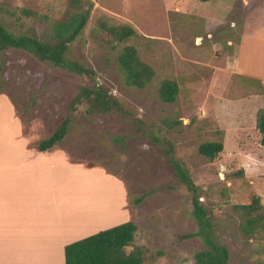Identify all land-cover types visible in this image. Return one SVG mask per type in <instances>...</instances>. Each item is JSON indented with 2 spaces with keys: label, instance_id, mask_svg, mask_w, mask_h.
Segmentation results:
<instances>
[{
  "label": "rangeland",
  "instance_id": "374dc122",
  "mask_svg": "<svg viewBox=\"0 0 264 264\" xmlns=\"http://www.w3.org/2000/svg\"><path fill=\"white\" fill-rule=\"evenodd\" d=\"M89 1L93 8L70 45L69 58L94 70L95 83L108 89L128 114H88L87 105H79L65 138L44 153L56 168L24 166L1 181H65L69 197L62 201L63 218L73 213L89 217V202L97 207L99 197L103 215L87 220L92 223L87 228L110 223L114 212H105L110 205L119 210L118 221L136 226L127 251L144 249L143 264H196L202 246L189 236L196 231L191 195L175 179L166 146L151 141L143 133L146 128L172 142L230 263L264 264V229L244 234L245 219L236 209L257 196L264 210V135L256 129L264 108V0ZM68 5L69 0H0V23L15 35L48 37ZM101 22L128 24L141 37L113 48ZM128 45L154 71L143 89L127 86L118 68L117 56ZM0 62V119H7L0 120V153L35 155L38 143L60 127L73 97L91 81L24 51L0 53ZM166 79L178 85L173 103L159 97ZM218 141L223 150L214 159L199 154L201 144ZM63 163L106 182L73 175L58 166ZM54 207L48 209L50 216Z\"/></svg>",
  "mask_w": 264,
  "mask_h": 264
},
{
  "label": "trees",
  "instance_id": "16d2710c",
  "mask_svg": "<svg viewBox=\"0 0 264 264\" xmlns=\"http://www.w3.org/2000/svg\"><path fill=\"white\" fill-rule=\"evenodd\" d=\"M196 1L206 3L214 0ZM68 6L69 9L64 17L53 24L52 34L48 37L40 38L35 34L15 35L6 25L0 23V53L8 50L24 51L42 63L86 77L92 84L82 87L73 97L68 107V115L50 137L38 143L35 148L37 153L52 150L65 138L74 112L81 104L87 105L88 114H128L123 104L108 89L95 83L94 70L69 58L70 45L86 26L93 3L89 0H69ZM100 28L113 43V48L127 43L132 38L141 37L128 24L115 26L101 22ZM117 64L124 76L125 84L130 87L143 89L155 76L153 69L140 59L137 49L132 45L122 48L117 56ZM1 69L0 62V73ZM177 93L178 85L174 80L166 79L161 82L159 97L162 102L173 103ZM256 129L264 135V108L257 114ZM143 133L147 134L155 144L166 146L163 152L175 179L191 195L190 216L195 222L196 231L189 236L198 238L202 246L195 254L196 264H231L228 249L216 237L211 215L199 201V188L194 184L185 164L175 157L172 142L163 136L153 134L146 128ZM260 144L264 146V137L260 140ZM222 150L223 143L218 141L201 144L198 152L201 156L212 160ZM143 198L144 196L136 199L134 204L140 203ZM236 209L245 219V223L240 227L244 234L251 236L264 229V210L259 197H253L249 204L236 206ZM135 233L136 226L132 222H124L69 243L64 247V264H143L144 249L134 248L127 251Z\"/></svg>",
  "mask_w": 264,
  "mask_h": 264
},
{
  "label": "crops",
  "instance_id": "0c3cea01",
  "mask_svg": "<svg viewBox=\"0 0 264 264\" xmlns=\"http://www.w3.org/2000/svg\"><path fill=\"white\" fill-rule=\"evenodd\" d=\"M0 120L5 122L7 119ZM35 153L32 155L20 151L19 154L13 153L8 157L0 153V264H64L65 245L122 223L116 219L119 210L107 205L106 214L114 212L112 221L105 226L87 228L92 224L87 223V220H97L103 215V211L97 208L102 204L99 197H96L99 200H96L97 207L89 202V209L92 207L89 217H80L73 213L71 217L66 215L63 218L62 201L69 197L63 191L65 181H1L5 174H12V171L21 170L24 166L56 168L57 165L53 166L44 157L46 152ZM58 166L61 169L64 167L73 175L79 172L81 177L98 181V184L106 182L100 178L95 180L94 175L90 176L89 171L79 169L77 165L63 163ZM99 187L100 185L94 191L95 194L99 193ZM48 197H52L53 201L47 200ZM104 200L107 202L105 197ZM53 203L54 215L50 216L48 209ZM95 210L98 211V216L93 214ZM69 221L71 227H86L69 228Z\"/></svg>",
  "mask_w": 264,
  "mask_h": 264
}]
</instances>
